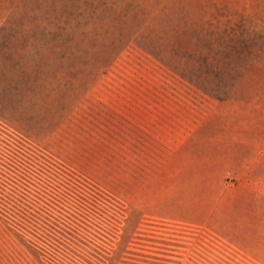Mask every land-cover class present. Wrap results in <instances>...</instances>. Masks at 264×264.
<instances>
[{
	"label": "rangeland",
	"instance_id": "rangeland-1",
	"mask_svg": "<svg viewBox=\"0 0 264 264\" xmlns=\"http://www.w3.org/2000/svg\"><path fill=\"white\" fill-rule=\"evenodd\" d=\"M0 264H264V0H0Z\"/></svg>",
	"mask_w": 264,
	"mask_h": 264
}]
</instances>
